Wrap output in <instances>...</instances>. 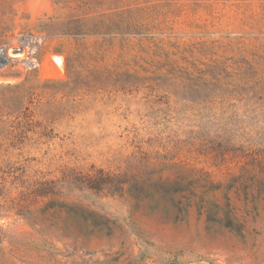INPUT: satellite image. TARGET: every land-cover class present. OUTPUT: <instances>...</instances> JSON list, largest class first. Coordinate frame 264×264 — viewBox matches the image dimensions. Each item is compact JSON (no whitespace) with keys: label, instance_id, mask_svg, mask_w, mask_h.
I'll list each match as a JSON object with an SVG mask.
<instances>
[{"label":"rangeland","instance_id":"obj_1","mask_svg":"<svg viewBox=\"0 0 264 264\" xmlns=\"http://www.w3.org/2000/svg\"><path fill=\"white\" fill-rule=\"evenodd\" d=\"M0 45V264H264V0H0Z\"/></svg>","mask_w":264,"mask_h":264},{"label":"trees","instance_id":"obj_2","mask_svg":"<svg viewBox=\"0 0 264 264\" xmlns=\"http://www.w3.org/2000/svg\"><path fill=\"white\" fill-rule=\"evenodd\" d=\"M128 174L125 175V179L124 180H120L118 181V183L113 184V189L114 191H118V192H134V191H141V192H148V190H150L153 186H154V181L152 180V178H140V179H133V180H127L132 178L133 176ZM110 182L108 181H103L100 183H97L96 186H93L95 188L98 189H104L106 186L108 185H112L109 184ZM52 184V186H50ZM56 185H58V182H47V181H43L40 182V186L34 191L37 196H41V197H49L52 196L51 201L49 203H53L52 205H49V208H64L66 207L68 209V207H70L71 209L73 207H75L77 210L76 211H72L71 213H73V215H77V216H81L86 220V225H87V229L88 232H92L93 230H90V226L92 227H107L109 228V220H104V217L85 207L84 205L78 204V203H72V204H68L65 202H59V200L56 198L57 192H56ZM157 185L160 186V188H166L169 184L162 180L159 179L157 181ZM70 210V209H68ZM95 216L100 217V219H97ZM90 217H93L91 219V224H90Z\"/></svg>","mask_w":264,"mask_h":264},{"label":"built area","instance_id":"obj_3","mask_svg":"<svg viewBox=\"0 0 264 264\" xmlns=\"http://www.w3.org/2000/svg\"><path fill=\"white\" fill-rule=\"evenodd\" d=\"M34 44H36L34 42ZM10 49L9 46L0 45V70H4L9 66H14L17 63H23L29 68H38L40 67V61L35 56L36 51L32 50L30 52H25V55L22 58L12 57L7 53V50ZM12 51L20 53L19 49H13ZM21 54V53H20ZM51 60L54 65L62 66L64 64V58L58 53L51 55Z\"/></svg>","mask_w":264,"mask_h":264},{"label":"bare ground","instance_id":"obj_4","mask_svg":"<svg viewBox=\"0 0 264 264\" xmlns=\"http://www.w3.org/2000/svg\"><path fill=\"white\" fill-rule=\"evenodd\" d=\"M13 49H8L7 53L12 56V57H23L25 54H20V53H16L14 51H12Z\"/></svg>","mask_w":264,"mask_h":264}]
</instances>
